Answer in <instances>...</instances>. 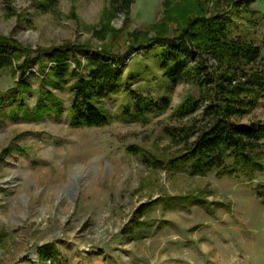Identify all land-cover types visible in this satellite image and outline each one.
Returning a JSON list of instances; mask_svg holds the SVG:
<instances>
[{
  "label": "rangeland",
  "instance_id": "obj_1",
  "mask_svg": "<svg viewBox=\"0 0 264 264\" xmlns=\"http://www.w3.org/2000/svg\"><path fill=\"white\" fill-rule=\"evenodd\" d=\"M214 14L260 48L251 67L264 74V0H58L48 11L0 0V38L23 59L64 45L129 56L98 127L71 126L72 81L53 87L32 64L30 89L20 91L18 64L0 70V264H264V159L250 176L169 166L185 148L176 110L206 87L192 77L171 83L163 49L151 46ZM126 85L167 108L134 118ZM40 92L61 100L63 113L37 111ZM241 122L264 125V91Z\"/></svg>",
  "mask_w": 264,
  "mask_h": 264
},
{
  "label": "trees",
  "instance_id": "obj_2",
  "mask_svg": "<svg viewBox=\"0 0 264 264\" xmlns=\"http://www.w3.org/2000/svg\"><path fill=\"white\" fill-rule=\"evenodd\" d=\"M33 2L42 11L54 9L58 4V0ZM154 42L151 47L163 49L166 76L171 83L192 77V85L206 87L204 95L197 99L190 96L176 110V115L187 122L176 134L185 148L169 161L171 169L192 176L213 171L223 176L236 172L250 176L262 171L264 125L241 122L257 106L258 94L264 91V74L251 67L260 57V48L233 36L225 14L195 17L178 37L158 38ZM84 52L90 50L85 46L64 45L23 59L15 42L0 38V70L18 64L20 91L30 89L28 72L32 64H40L39 75L53 87L62 89L72 81L68 109L71 126L98 127L110 120L103 101L121 89L122 69L129 56L91 51L82 60L77 55ZM209 61H213L212 66ZM125 89L134 97L136 119L152 108L161 111L168 106L167 100L154 102L128 85ZM21 105L19 109H25V103ZM35 108L42 113H63L62 101L51 92H40ZM199 111L198 121H193L191 117ZM260 196L264 197V192Z\"/></svg>",
  "mask_w": 264,
  "mask_h": 264
}]
</instances>
